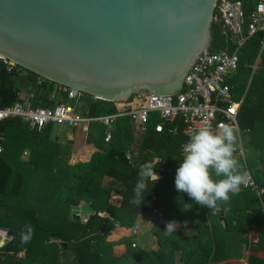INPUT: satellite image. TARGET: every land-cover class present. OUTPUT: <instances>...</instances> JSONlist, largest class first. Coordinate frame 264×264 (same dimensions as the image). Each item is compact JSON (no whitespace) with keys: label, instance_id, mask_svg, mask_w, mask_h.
I'll return each mask as SVG.
<instances>
[{"label":"trees","instance_id":"16d2710c","mask_svg":"<svg viewBox=\"0 0 264 264\" xmlns=\"http://www.w3.org/2000/svg\"><path fill=\"white\" fill-rule=\"evenodd\" d=\"M245 7L249 9L250 4L245 2ZM230 44V50H233ZM227 45L228 39L220 24L214 22L210 51L217 53L225 50ZM260 54L261 37L257 35L243 46L239 69L229 83L237 100L245 96L239 124L248 134L247 141L253 148L251 152H254V155L247 154L250 171L259 185L264 186V52ZM258 58L263 67L254 70ZM39 79V76L25 69L9 74L0 60V107L6 108L22 101V92L32 95L30 101L34 107L54 106L56 100H49V94L57 85L44 79L42 84H38ZM56 92V96L62 98V103L68 101L57 89ZM148 98L147 93H140L134 94L126 102H111L84 94L79 101H71V105L78 113L80 102L84 99L86 106L83 113L78 114L96 117L142 107ZM158 122V118L153 117L146 126L143 138L137 141L130 118H120L112 128V139L108 143L105 142L107 128L91 123L87 140L95 146V151L89 160L71 164L59 141L48 137L53 126L44 129L41 135L33 133L36 134L33 138L21 140L15 132L28 131L22 120L0 122V135L5 138L0 153V230L13 233L12 241L0 251V264L215 262L218 259L219 249L215 252L218 239L221 241L236 230L245 232L242 222L247 211L251 210L255 216L262 215L261 203L254 193L242 189L245 192L238 195L246 196L248 201L244 208L221 205V210L217 211L221 228L218 236L211 223L214 211L200 206L187 193L184 194V207L166 204V197L176 190L175 176L182 163V147L190 136L184 134L182 120L166 122L163 133L155 131ZM2 127L4 133H1ZM27 149H30V156L25 159L23 155ZM128 153L132 154L131 159H128ZM145 162H150L162 179L155 183L141 207H138L130 204L129 200L134 195L139 168ZM153 197L165 200V204L161 200L162 204L153 205ZM81 204L88 205L94 212L87 223L72 213ZM158 206L161 207L162 216L168 220H195L196 235L186 236L180 230L165 236L166 225H163L156 230L157 251L135 249L132 239L126 238L122 243L127 245V252L116 257L115 244L108 241L112 233L118 227L130 232L139 216ZM222 212H225L223 219ZM104 213H108L110 218L103 217ZM29 226L32 229L31 239L26 244L21 243V233H27Z\"/></svg>","mask_w":264,"mask_h":264},{"label":"water","instance_id":"95a60500","mask_svg":"<svg viewBox=\"0 0 264 264\" xmlns=\"http://www.w3.org/2000/svg\"><path fill=\"white\" fill-rule=\"evenodd\" d=\"M219 1L0 0V58L98 100L174 95L212 48Z\"/></svg>","mask_w":264,"mask_h":264},{"label":"built area","instance_id":"2783aa9c","mask_svg":"<svg viewBox=\"0 0 264 264\" xmlns=\"http://www.w3.org/2000/svg\"><path fill=\"white\" fill-rule=\"evenodd\" d=\"M245 2L250 4L246 9ZM214 22L220 24L223 33L228 39L225 50L213 53H203L193 66L184 82L181 92L170 96L149 95L146 105L132 110L122 111L113 115L96 117H83L76 112L71 104H58L52 107H34L31 101H17L6 108L0 107V122L10 119L24 121L31 131L41 132L49 126H66L71 129L82 127L87 133L91 123L104 125L106 130L105 142L112 139V128L120 118H130L135 129V138L141 140L145 134L146 126L153 117L159 122L155 125L157 133H163L166 122L182 120L184 134L191 136L200 127L208 126L216 129L219 125L232 124L239 130L241 150L237 155L244 169L249 173L250 181L243 190L254 193L260 203L264 214V186L259 185L250 171L247 152L245 149L246 136L239 124V113L245 96L237 100L230 85V80L239 69L240 52L246 42L257 35L261 37V54L264 50V0H220L214 13ZM234 49L230 50L231 44ZM260 54V55H261ZM260 59V58H258ZM7 73L22 72L23 67L6 59L0 58ZM38 84L46 79L40 77ZM44 79V80H43ZM59 86V92L68 101L77 102L84 95L81 91L65 86ZM175 132L176 130H171ZM135 148V147H134ZM3 151L0 138V153ZM183 154V147L182 151ZM128 153V159H131ZM160 177V176H159ZM161 198L153 197L152 204H159ZM152 212L160 217L159 208ZM219 214V213H217ZM87 223V218H81ZM140 225L135 223L130 229V235L138 236ZM13 237L8 230H0V251ZM136 248L135 243L132 244ZM248 264V263H246Z\"/></svg>","mask_w":264,"mask_h":264},{"label":"clouds","instance_id":"9594fccd","mask_svg":"<svg viewBox=\"0 0 264 264\" xmlns=\"http://www.w3.org/2000/svg\"><path fill=\"white\" fill-rule=\"evenodd\" d=\"M240 150L239 130L232 124L225 123L216 129L200 127L183 146L182 163L175 176L176 190L187 193L211 212L220 211L221 205L228 204L250 181L249 173L237 155ZM159 179L150 162L142 164L129 203L141 207L146 194L151 192ZM178 227L175 221L168 222L164 235H172ZM31 234L29 226L27 233H21V243H28Z\"/></svg>","mask_w":264,"mask_h":264},{"label":"crops","instance_id":"0c3cea01","mask_svg":"<svg viewBox=\"0 0 264 264\" xmlns=\"http://www.w3.org/2000/svg\"><path fill=\"white\" fill-rule=\"evenodd\" d=\"M56 89L57 91H59L58 85L56 88L52 90L53 92L49 94V100H56L54 106L58 104H71L70 101L67 102L63 101L62 103L61 102L62 98L60 96H56L57 93ZM31 96L32 95H29L26 92H22L21 94L22 100H26V101H30ZM24 124L26 123L24 122ZM54 127L55 126H53V129ZM78 129L82 130V133L84 134L83 139L80 136V134L77 135L75 133V134H71V136H69L67 140L68 142H71V147H75V145L76 147L79 146V150L77 153H75V151L73 150L74 151V153L72 152L73 158L74 156H77L74 159H78V161H86L89 160L91 155L94 153L95 146L87 140V133L82 129V127L71 130L76 131ZM4 131L5 129L4 130L1 129V133H4ZM33 133H36L37 135L38 134L41 135L43 131L34 132L31 131L28 127V131L24 132L23 130H19L15 132V134L19 136L21 140H26L27 137L33 138L34 135H36ZM48 137H50L53 140L59 141L60 144L62 143L61 139L55 135V132L53 130L51 131ZM0 138L2 140V148H3V141L5 140V138L1 135ZM83 144H85L90 150L86 151L85 148L81 149L82 147H84ZM29 156H30V149H27L24 152L23 158L27 159ZM78 161L73 160V162L71 163H75ZM161 179L162 176H160L159 180ZM244 192L245 191L241 190V193ZM184 194L185 193L183 192L175 190L170 196L166 197V204L172 203L174 205H180V207H184V201H185ZM247 202L248 201L246 200V196L244 197V195L243 196L236 195L233 196L231 201L224 206L231 208H244ZM160 203L162 204V202ZM163 204H165V200L163 201ZM159 210H160V217L154 214L152 211L138 217L136 223L140 225V232L136 237L131 236L128 230L119 227L112 233V235L108 238V241L115 244L114 255L116 257H120L127 252L128 250L127 245L125 243H122V241L125 240L126 238L132 239L133 243L137 245L135 249L157 251L159 249V245L157 243L156 230H158L163 225H167L168 222L175 221L179 225L176 231L182 230L184 231L186 236L193 237L196 235L197 229H196L195 220H190V221L188 220L180 221L173 219L168 220L162 216L161 207L159 208ZM72 213L77 217L88 219L94 212L88 205L81 204L80 206L74 208L72 210ZM172 213L174 214V212ZM102 216L105 218H110V215L108 213H104L102 214ZM217 217H218L217 211H214L211 223L215 228L216 236H218V234L221 231V228H219L220 223L218 222ZM242 227H243V231L245 232H239L238 230H236L232 234H228L227 237H223V240L220 241L218 239V247L215 249L216 253L217 250L219 249L217 254L218 259L215 262H212L211 264H246V263L264 264V214L260 216H255L251 210H248L246 217L242 222Z\"/></svg>","mask_w":264,"mask_h":264},{"label":"rangeland","instance_id":"374dc122","mask_svg":"<svg viewBox=\"0 0 264 264\" xmlns=\"http://www.w3.org/2000/svg\"><path fill=\"white\" fill-rule=\"evenodd\" d=\"M263 52H264V50H263ZM260 64H261V61H260V59H258L257 62H256V64H255V66H254V70H258V69L262 68L263 65H260ZM85 106H86V103H85V101L83 99L80 102L78 113L82 114L83 113V109L85 108ZM53 131L55 132V135L57 137H59L61 139V141H62L61 146L64 149V151L63 150L62 151L65 152V156L67 158L68 163L71 164V162H73V160L78 161V159H74L77 156H74V158H73L72 152L74 153V151H75V153H77L78 150H79V146L76 147V145H75V147H71V142H68L67 139H68L69 136H71V134H75V133L77 135L80 134V136L83 139L84 134L82 133V130L78 129L76 131H73L69 127H65V126H55L54 129H53ZM248 137H249L248 135L245 137L246 140L248 139ZM83 146L84 147H82L81 149L85 148L86 151L87 150H90L85 144H83ZM245 149H246V152H247L248 155H252L254 153V152L253 153L251 152L253 150V148H252V146H250L248 144V141H246V143H245Z\"/></svg>","mask_w":264,"mask_h":264}]
</instances>
